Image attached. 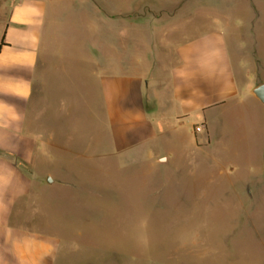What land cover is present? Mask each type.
<instances>
[{
	"label": "rangeland",
	"instance_id": "374dc122",
	"mask_svg": "<svg viewBox=\"0 0 264 264\" xmlns=\"http://www.w3.org/2000/svg\"><path fill=\"white\" fill-rule=\"evenodd\" d=\"M19 1L0 0V43ZM43 1L40 61L22 130L28 139L0 157L29 180L16 215L58 240L54 264H264V105L244 99L193 112V127L164 122L152 140L125 146L98 82L81 72L95 36L109 37L99 13L121 0ZM174 4L134 0V21L151 22L139 16L150 11L173 14ZM211 24L225 30L233 59L253 64L243 82L264 84V0H193L188 32ZM167 26L152 31L158 45L189 34L166 36ZM134 33L148 41L146 26ZM205 122L210 138L197 126Z\"/></svg>",
	"mask_w": 264,
	"mask_h": 264
},
{
	"label": "crops",
	"instance_id": "0c3cea01",
	"mask_svg": "<svg viewBox=\"0 0 264 264\" xmlns=\"http://www.w3.org/2000/svg\"><path fill=\"white\" fill-rule=\"evenodd\" d=\"M190 1L191 9H187L183 0H175L173 6H179L173 14H140L153 18L148 23H135L134 0L131 5L128 0L114 1L124 7L114 5L109 13H99L109 37L103 40L101 34H96L93 56L84 63L88 67L83 65L80 71L93 75L98 82L102 105L118 142L125 146L152 140L154 129L164 122H170V128L193 127V112L226 108L244 99L254 100L262 109L253 94L255 88L241 79L245 74L250 78L254 66L247 59L239 63L237 55L233 59L225 30L211 24L198 35L188 32L193 24ZM200 12L212 18L208 12ZM45 13L43 0H20L13 6L5 28L0 48V151L15 153L22 140L28 139L22 133L24 112L40 61ZM167 18L173 20L167 22ZM166 24V36L170 31L189 34L158 45L152 31ZM144 26L148 41L134 40L135 30ZM50 64L55 62H47V66ZM141 65L142 70L134 67ZM197 126L210 138L206 122ZM31 187L21 170L0 157V264H54L58 240L23 226L16 215L18 203L31 193Z\"/></svg>",
	"mask_w": 264,
	"mask_h": 264
},
{
	"label": "water",
	"instance_id": "95a60500",
	"mask_svg": "<svg viewBox=\"0 0 264 264\" xmlns=\"http://www.w3.org/2000/svg\"><path fill=\"white\" fill-rule=\"evenodd\" d=\"M253 94L256 98L264 105V84L259 85L253 90ZM48 183H52L53 179L51 177L47 178Z\"/></svg>",
	"mask_w": 264,
	"mask_h": 264
},
{
	"label": "trees",
	"instance_id": "16d2710c",
	"mask_svg": "<svg viewBox=\"0 0 264 264\" xmlns=\"http://www.w3.org/2000/svg\"><path fill=\"white\" fill-rule=\"evenodd\" d=\"M2 39H3V40H2V43H1V45H0V48H1L2 45H4V36H3Z\"/></svg>",
	"mask_w": 264,
	"mask_h": 264
}]
</instances>
